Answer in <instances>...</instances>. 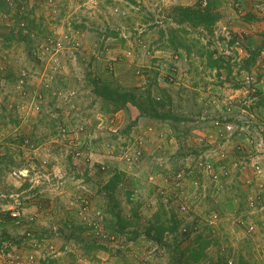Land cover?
Listing matches in <instances>:
<instances>
[{
	"label": "rangeland",
	"instance_id": "rangeland-1",
	"mask_svg": "<svg viewBox=\"0 0 264 264\" xmlns=\"http://www.w3.org/2000/svg\"><path fill=\"white\" fill-rule=\"evenodd\" d=\"M221 1L0 0V264H264V0Z\"/></svg>",
	"mask_w": 264,
	"mask_h": 264
},
{
	"label": "trees",
	"instance_id": "trees-1",
	"mask_svg": "<svg viewBox=\"0 0 264 264\" xmlns=\"http://www.w3.org/2000/svg\"><path fill=\"white\" fill-rule=\"evenodd\" d=\"M202 5H178L174 7L175 12L177 13V17L179 22H187L192 25H203V26H211L213 25L219 18L220 12L218 8L222 4L221 0H202ZM187 49V48H186ZM213 63L212 65H216L215 59H211L208 57ZM215 60V61H214ZM136 90V89H135ZM133 88L121 89L118 87L112 86L108 81L102 83L100 86L97 84L93 85V91L101 98L103 103L105 104V111H116L125 104L129 103L135 106L139 110V115H146L155 119H178L177 117H173L170 113L161 112L156 105L150 100L146 98L145 102L143 99H139L136 91ZM119 174L116 173L110 179L113 184L117 182L119 179ZM158 220V218H156ZM157 225L155 227V231L157 235L164 232H173L175 229V224L172 226L166 225L164 222H160L159 220L156 222Z\"/></svg>",
	"mask_w": 264,
	"mask_h": 264
},
{
	"label": "built area",
	"instance_id": "built-area-1",
	"mask_svg": "<svg viewBox=\"0 0 264 264\" xmlns=\"http://www.w3.org/2000/svg\"><path fill=\"white\" fill-rule=\"evenodd\" d=\"M170 79H172V78L170 77ZM26 142H28V141L26 140ZM15 174H17L18 176H22V175H23V173H22L21 170L15 172ZM11 214H12V216H17V215L19 214V212H18V211H16V212H11Z\"/></svg>",
	"mask_w": 264,
	"mask_h": 264
},
{
	"label": "crops",
	"instance_id": "crops-1",
	"mask_svg": "<svg viewBox=\"0 0 264 264\" xmlns=\"http://www.w3.org/2000/svg\"><path fill=\"white\" fill-rule=\"evenodd\" d=\"M4 206V205H3ZM38 238V237H37ZM48 239H43V242H45V241H47ZM32 242H35L34 244H37V242L36 241H32ZM32 249H35V246H34V248H32ZM19 252H20V250H18ZM32 251V253L31 252H29L28 253V257H34L35 255V253H34V251L33 250H31Z\"/></svg>",
	"mask_w": 264,
	"mask_h": 264
}]
</instances>
